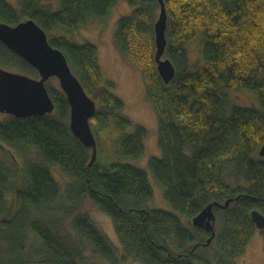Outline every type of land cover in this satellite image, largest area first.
Returning <instances> with one entry per match:
<instances>
[{
	"label": "trees",
	"instance_id": "1",
	"mask_svg": "<svg viewBox=\"0 0 264 264\" xmlns=\"http://www.w3.org/2000/svg\"><path fill=\"white\" fill-rule=\"evenodd\" d=\"M120 1L133 11L118 21L116 47L144 74L162 153L149 167L175 213L148 208L154 191L145 170L120 162L106 168L98 157L91 165L92 148L71 131L66 95L46 84L52 114L0 118V264H236L257 232L251 213L264 215V0H164L165 58L176 69L169 84L155 60L159 0H18L17 7L0 0V23L36 21L67 57L97 105L90 124L98 152L99 136L115 132L116 156L140 159L147 129L104 86L97 47L72 39L89 22L106 21ZM198 39L193 64L188 46ZM0 68L39 76L1 41ZM241 90L258 92L261 108L233 104L231 93ZM60 174L71 182L63 185ZM231 199L227 209L214 207L216 237L204 247L211 233L192 220ZM87 202L112 219L123 253L82 212Z\"/></svg>",
	"mask_w": 264,
	"mask_h": 264
},
{
	"label": "water",
	"instance_id": "2",
	"mask_svg": "<svg viewBox=\"0 0 264 264\" xmlns=\"http://www.w3.org/2000/svg\"><path fill=\"white\" fill-rule=\"evenodd\" d=\"M159 3L160 14L154 25L155 60L160 77L165 84H169L176 76V69L171 60L165 58L168 15L164 0H159ZM0 41L30 63L39 74V78H33L0 68V112L19 119L52 114L55 103L46 84L51 78H58L71 108V131L85 146L92 148V165L98 157V143L90 120L97 112V105L74 74L65 54L51 45L44 29L34 20L16 26L0 23ZM259 154L264 158V145ZM231 202L233 199L225 204L211 203L192 220L196 228L211 233L204 247L209 246L216 237L214 207L227 209ZM251 218L257 229L264 230V215L260 211H252Z\"/></svg>",
	"mask_w": 264,
	"mask_h": 264
},
{
	"label": "rangeland",
	"instance_id": "3",
	"mask_svg": "<svg viewBox=\"0 0 264 264\" xmlns=\"http://www.w3.org/2000/svg\"><path fill=\"white\" fill-rule=\"evenodd\" d=\"M12 6H18V0H6ZM46 4H53L54 0H45ZM133 11V8L126 2L120 1L116 8L110 14V17L102 21H91L87 26L78 29L72 36V39L79 43H91L95 45L99 51L100 65L104 75V86L125 103L124 113L136 125L144 126L147 129V138L145 139V152L140 159H131L122 157L119 159L116 154V146L114 141L118 139L119 133L106 132L99 136L102 143V149L98 152V163L103 167L109 168L111 164L120 162L128 164L135 168L145 170L148 173L149 181L153 187L154 196L148 202L149 209L164 210L175 213L171 205L165 200L164 190L158 186L151 171L150 161L152 159H161L162 153L159 145V128L157 114L149 101L146 93L145 77L143 72L129 62L117 49L115 39L118 21L125 16H128ZM160 11L158 13L159 17ZM191 62L198 63L200 59V39L194 41L188 46ZM33 78H39L33 77ZM113 84L115 87L110 86ZM47 85L61 89L58 78L53 77L47 81ZM232 103L238 106H249L261 108V102L258 92L248 90L233 91L231 93ZM5 114L0 112V118H4ZM133 128L126 130L127 133H132ZM15 152V151H14ZM34 160L36 155L31 153L29 156ZM60 182L67 185L71 182L70 179L59 175ZM91 216L98 228L118 246L119 252L123 253L118 238L115 233L113 221L107 215L98 211L94 205L87 202L83 211ZM64 212L57 213L53 216L54 219H61ZM182 221L187 223V219L179 215ZM65 221L66 226H70V221ZM219 226V224L217 223ZM264 230L257 229V232L252 237L248 244L245 255L235 260L236 264H264Z\"/></svg>",
	"mask_w": 264,
	"mask_h": 264
}]
</instances>
